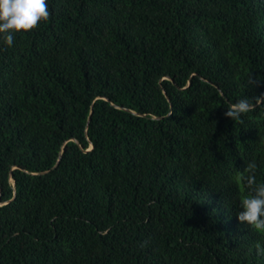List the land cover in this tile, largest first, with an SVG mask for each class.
I'll return each mask as SVG.
<instances>
[{
    "label": "trees",
    "instance_id": "16d2710c",
    "mask_svg": "<svg viewBox=\"0 0 264 264\" xmlns=\"http://www.w3.org/2000/svg\"><path fill=\"white\" fill-rule=\"evenodd\" d=\"M47 5L0 36V264H264V0Z\"/></svg>",
    "mask_w": 264,
    "mask_h": 264
},
{
    "label": "clouds",
    "instance_id": "9594fccd",
    "mask_svg": "<svg viewBox=\"0 0 264 264\" xmlns=\"http://www.w3.org/2000/svg\"><path fill=\"white\" fill-rule=\"evenodd\" d=\"M48 16L47 0H0V36L10 46L16 34L32 31ZM254 107L252 98H240L226 107L224 115L233 121L239 120ZM256 167L255 162H249L243 170L248 173L245 181L251 186L250 194L240 200L236 216L241 224L257 232H264V183L256 181ZM257 248H260L259 244Z\"/></svg>",
    "mask_w": 264,
    "mask_h": 264
}]
</instances>
